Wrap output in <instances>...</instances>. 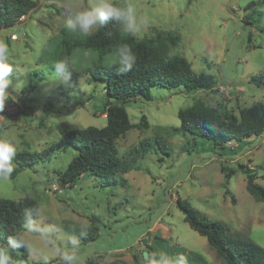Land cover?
I'll use <instances>...</instances> for the list:
<instances>
[{
    "label": "rangeland",
    "instance_id": "obj_1",
    "mask_svg": "<svg viewBox=\"0 0 264 264\" xmlns=\"http://www.w3.org/2000/svg\"><path fill=\"white\" fill-rule=\"evenodd\" d=\"M36 1L29 18H21L22 25L0 30V41L8 45L13 64L8 91L25 99L27 106L19 111L16 102L7 101L0 111V135L13 142L17 152H39L58 141L64 129L102 127L106 123L105 115L97 110L102 105L103 81L92 80L84 68L74 65L76 78L64 79L51 70L54 62L47 60L60 37L69 32L65 20L94 0ZM114 3H132L138 20L147 22L143 35L137 38L155 37L157 33L178 35L172 53L185 57L196 73L213 75L215 85L195 93H186L182 87L152 86L150 101L138 98L129 102L131 122L138 124L144 115L148 126L134 127L116 141L118 157L126 166L121 174L124 184L118 174L117 182L109 185L85 174L73 186H62L56 172H62L76 154L65 146L52 158L21 169L14 178L0 180V197H33L42 207L46 222L53 226L58 244L66 246L67 236L79 238L80 264L94 257L103 264H141L143 251L151 249L150 245L156 252L173 257L185 251L189 264H224L206 238L184 220L177 198L208 218L223 222L232 236L250 238L264 248V204L248 193L246 177L237 169L238 164L255 169V182L264 187V134L250 140L234 157L223 160L217 148L206 145L204 149L203 142L194 144L190 135L173 131L180 124L178 111L197 102L225 105L234 113L264 102V89L250 82L252 76L264 77V0ZM12 34L16 39H11ZM37 72L49 74L38 78ZM47 104L50 111L45 110ZM157 136L166 141V152L154 143L134 158V149L143 139L153 141ZM222 163L235 170L226 187ZM52 184L61 191L51 190ZM85 225L86 235H81ZM13 233L32 245L25 264L57 261L54 249L23 228ZM154 237L163 239L167 247L153 242ZM193 253L204 262L196 261ZM16 255L21 257L19 251ZM13 260L18 264L16 258Z\"/></svg>",
    "mask_w": 264,
    "mask_h": 264
},
{
    "label": "trees",
    "instance_id": "obj_2",
    "mask_svg": "<svg viewBox=\"0 0 264 264\" xmlns=\"http://www.w3.org/2000/svg\"><path fill=\"white\" fill-rule=\"evenodd\" d=\"M36 4V0H0V30L23 22L21 18L26 19L28 12ZM242 22L251 24L248 20H242ZM178 39H180L178 35L171 33H157L155 37H133L123 31L119 24L111 21L88 37L81 36L79 33H64L54 49L48 53L47 60L56 62L67 59L72 66L84 68L83 71L92 80L103 81L102 105L97 110L105 115L106 123L102 127L64 129L58 141L39 152H17L14 159L16 167L10 178H14L23 168L32 167L52 158L59 150L68 146L74 149L76 154L72 156L62 172H56L57 181L62 186H73L79 177L85 174L100 178L107 185L116 183L115 175L118 174L119 182L124 184L126 180L121 174L126 172V166L118 157L116 141L134 127L148 126L144 115L141 116L138 124L131 122L127 112L129 102L138 98L150 101L152 86L164 89L182 87L186 93H195L215 85L213 75L196 73L185 57L172 53V47L176 46ZM122 44L131 47L136 56L135 65L127 73L117 71L118 57L115 53L117 47ZM76 51L80 53L73 55ZM51 66V70L55 72L54 66ZM46 74L49 73L37 72L38 78ZM76 76L74 71L71 78L75 79ZM250 82L264 89L263 75L252 76ZM10 97L9 101L16 102L19 111L22 106L27 107L24 103L25 99H19L12 93ZM45 110L50 111L48 104ZM177 116L180 124L173 129L174 132L190 135L194 144L203 142L204 149H207L206 145L217 148V154L223 160L234 157L250 140L264 134V102L262 101L242 108L238 113H234L225 105L209 106L197 102L191 107L180 109ZM0 139H2L1 135ZM154 143L163 152L167 151L166 141L159 136L153 141L146 138L138 147H135L134 158L139 152L149 150ZM237 169L246 177L245 188L248 193L256 201L264 204V187L255 182L257 178L255 169L244 164H238ZM221 171L224 174L223 184L226 187L228 179L235 170L229 169L222 163ZM225 191L229 192L227 188ZM176 204L189 227L206 238L216 254L223 259L224 264H264L262 246L250 238L232 236L223 222L212 220L201 214L185 200L177 198ZM33 206H39V203L31 196H24L17 200L0 197V244H7L8 238L14 235L13 230L23 228V210ZM152 240L167 247L164 240L159 237H154ZM150 246L151 249L146 250L147 254L149 252L158 254L156 249ZM16 251L21 253L19 259ZM184 252L182 251L183 255H185ZM28 254L29 250L21 247L12 252V257L18 260V264H25ZM193 258L198 262H204L203 258L196 253H193ZM37 264H57V261ZM83 264L103 263L94 257L87 259ZM141 264H144L143 254Z\"/></svg>",
    "mask_w": 264,
    "mask_h": 264
},
{
    "label": "clouds",
    "instance_id": "obj_3",
    "mask_svg": "<svg viewBox=\"0 0 264 264\" xmlns=\"http://www.w3.org/2000/svg\"><path fill=\"white\" fill-rule=\"evenodd\" d=\"M119 24L123 31L133 37L143 35L142 29L147 26L144 20H138V13L132 3L118 6L114 0H94L88 8L71 14L64 23V27L71 33L81 36H91L95 30L104 27L109 22ZM115 55L118 57L117 71L127 73L136 63V56L127 44L119 45ZM10 49L4 41H0V111L9 101V89L12 86L11 74L13 64L10 62ZM58 76L69 79L73 74V66L67 59L57 60L52 64ZM17 149L13 142L0 139V180H7L14 171V159ZM23 231L39 240L49 248L54 249L57 264H80L77 249L79 238L67 236L68 244L61 246L57 243L53 226L44 219L42 207L33 206L23 210ZM87 226H83L81 235H86ZM24 247L33 251L22 235L16 234L8 238L7 244H0V264H14L12 252ZM144 264H188V259L183 254L175 257L167 252L153 254L149 252L144 258Z\"/></svg>",
    "mask_w": 264,
    "mask_h": 264
},
{
    "label": "built area",
    "instance_id": "obj_4",
    "mask_svg": "<svg viewBox=\"0 0 264 264\" xmlns=\"http://www.w3.org/2000/svg\"><path fill=\"white\" fill-rule=\"evenodd\" d=\"M17 35L16 34H12L11 35V39H16ZM51 190L53 191H61V187H58L57 184H52L51 185Z\"/></svg>",
    "mask_w": 264,
    "mask_h": 264
},
{
    "label": "water",
    "instance_id": "obj_5",
    "mask_svg": "<svg viewBox=\"0 0 264 264\" xmlns=\"http://www.w3.org/2000/svg\"><path fill=\"white\" fill-rule=\"evenodd\" d=\"M40 2H41V0H39ZM34 9V7L28 12V14H27V17H26V19L25 20H27L28 18H29V16H30V13H31V11ZM23 24V22H21V23H18V24H15V25H22ZM10 27V26H9ZM3 28H6V27H3ZM2 28V29H3ZM238 69H240V66H238ZM21 110H22V108H21ZM62 185V184H61ZM147 255V251H143V257L145 258V256Z\"/></svg>",
    "mask_w": 264,
    "mask_h": 264
}]
</instances>
